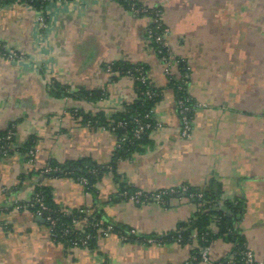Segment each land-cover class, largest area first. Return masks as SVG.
<instances>
[{"label": "crops", "instance_id": "1", "mask_svg": "<svg viewBox=\"0 0 264 264\" xmlns=\"http://www.w3.org/2000/svg\"><path fill=\"white\" fill-rule=\"evenodd\" d=\"M137 1L162 10L170 74L147 38L148 19L117 0L49 2L44 24L29 5L0 4V43L8 53L0 55V133L13 131L0 157V264H208L194 256L197 241L165 238L195 218L199 202L170 196L164 204H136L119 192L210 183L219 187L221 203L243 202L237 231L254 264H264V0ZM118 61L145 64L161 98L153 108L159 126L112 171L116 134L74 111L102 112L110 122L134 98L132 77L105 69ZM171 80L184 81L200 104L189 138L180 135ZM53 83L63 92L54 93ZM79 90L104 96L74 97ZM28 139L33 145L24 152ZM82 158L106 167L92 191L71 176L42 172L50 160ZM37 187L47 189L55 207L96 211L102 223L133 230L134 238L112 231L96 232L87 246L54 241L31 208H17ZM209 229V260L234 264L233 240L215 223Z\"/></svg>", "mask_w": 264, "mask_h": 264}, {"label": "trees", "instance_id": "2", "mask_svg": "<svg viewBox=\"0 0 264 264\" xmlns=\"http://www.w3.org/2000/svg\"><path fill=\"white\" fill-rule=\"evenodd\" d=\"M16 0H0L1 3L7 2H15ZM120 2L125 9L130 10L131 6H145L147 8V14L153 16L157 9L161 10L160 7H152L147 6L143 3L138 2L137 0H117ZM36 8L40 6H45L46 1L44 0H33L32 3ZM162 11V10H161ZM142 16V15H141ZM151 42V46L153 48L157 47V44L153 41ZM165 52V51H164ZM0 55L7 56L8 53L0 43ZM180 65V64H179ZM110 68V73H113L116 76L128 75L132 77L134 81V98L125 103L123 105V109L121 111L115 112L111 115V121H107L102 112H98L95 114H85L82 111H74L76 116H80L83 122L89 123L92 126H106L110 130H112L117 137V146L113 155L112 161L109 163V168L114 171L116 166V161L130 152L139 148L141 144L147 141L148 134L155 128L156 121L153 117V108L156 103L161 98V92L158 88L154 87L149 80L147 67L145 64H128L123 61L112 62L105 65V69ZM141 75L147 76L145 83H143L140 79ZM184 81L176 82L171 80V85L175 90L176 99L182 98L186 99L188 96L185 90ZM53 92L59 94V92H63L57 83H53ZM150 89L151 94H145L146 90ZM76 98H83L86 100H95L97 98H102L104 96L103 92L100 90H79V92L73 95ZM190 103V102H189ZM193 111L190 112L192 116ZM121 123V124H120ZM149 123V128H144L143 132L137 137L134 134V130L140 124ZM11 131L13 135L12 128L0 133V146L6 149L8 152L9 144L12 141V137L8 140L4 139L7 132ZM32 139H28L24 146L22 147V151H27L32 146ZM1 157V156H0ZM48 166L51 168H56L55 171H51L46 173L49 176H71L78 181L81 178H85L87 183L84 184V187L87 190H93V184L99 178L101 173L106 169L105 166H99L94 162H91L87 158L77 159V160H69L64 163H56L52 160L48 162ZM135 190H128L125 188H121L119 192V197L123 198L124 193L131 194ZM219 187L216 186L214 188L213 184L210 183L207 189H195L192 187H188L187 194L192 193L193 196L191 198L194 199L195 202H199L201 204L200 210L195 214V218L190 220L187 223H181L179 228L167 235L165 238L176 240L180 238V241H188L191 240L192 232L197 234V243L199 246L201 245H209L214 234L210 231L209 225L211 223H215L217 225L218 233L226 234L230 237L235 243V247L233 250V263L234 264H243L241 259V252L244 250L245 246L243 244L242 238L239 236L238 229L236 227L237 220L243 211V202L240 200L234 201H220L219 199ZM34 193H38L42 198V201L45 205L50 209V213L58 218V223L56 226L52 228V232L56 233L55 241L63 243L66 246H72L70 241H68L69 237L60 236V228L61 223H68L73 217H78L80 215L79 209L73 210H62L55 205H53L50 201L49 193L47 189L42 187H37ZM201 193V197H198L197 194ZM36 205L31 207L34 211L36 209ZM68 212V214L66 213ZM92 216L100 221V217L96 211L91 212ZM45 223L48 225L47 221ZM104 224V223H103ZM85 229L94 235L88 242L90 245L96 235V230L91 225H86ZM113 231L116 233L125 234V230H121V228L113 227ZM76 233L71 234L70 238L76 237ZM130 237L134 238V236ZM204 239L206 241H204ZM194 256L199 260V249L194 252Z\"/></svg>", "mask_w": 264, "mask_h": 264}, {"label": "built area", "instance_id": "3", "mask_svg": "<svg viewBox=\"0 0 264 264\" xmlns=\"http://www.w3.org/2000/svg\"><path fill=\"white\" fill-rule=\"evenodd\" d=\"M33 0H16V3L29 5L37 10V20L39 23H45V16H44V9L49 2L53 1H66V0H44L46 1L45 6H40L36 8L32 3ZM157 7V6H152ZM133 15H142L148 19V25L146 28V34L149 41H153L157 44V47L153 48L158 58L164 63L165 65V73H171V59L168 51V46L166 43V36L168 34L167 28L164 26L162 21V11L157 9L153 16L147 14V8L145 6H134L132 5L129 10ZM165 51V52H164ZM10 57H13L14 54L10 53ZM110 71V68L107 69ZM140 79L143 83L147 82V76L141 75ZM145 94L150 95V89L146 90ZM190 102V103H189ZM176 105L179 113L180 119V135L184 138H189L191 135V115L190 112L194 111L200 104L193 101L190 97L186 99L178 98L176 99ZM121 124V123H120ZM159 123H156L157 127ZM149 123H144L138 125V127L134 130V134L138 137L144 130V128H149ZM12 137V132L8 131L4 139L8 140ZM6 154V149L0 146V156ZM56 168H51L48 164L43 168L42 172L44 174L49 173L51 171H55ZM80 182L84 185L87 183L85 178H81ZM188 187L183 185L178 188H165L160 189L152 193L144 192L141 190H136L131 194L124 193V197L128 198L130 201L140 204L145 203L148 201H155L160 204H164L166 199L170 196H187L192 197L193 194H187ZM198 197H201V193L197 194ZM36 205V209L34 210V214L40 217H43L44 221H47L48 227L50 229L51 237L55 241L56 233L52 232V228L57 225L58 218L54 217L50 213V209L47 205L44 204L42 198L38 193H33L31 198L24 204H17V208H31ZM91 210L80 208L78 217H73L70 222L64 224L61 223L60 228V236L62 237H69L68 241L73 246H87L88 242L91 238L94 237L92 233L85 229L86 225H91L95 228L96 232L101 233L104 236H108L113 231V226L109 224H103L101 221L95 219L92 214ZM68 214V212H66ZM76 233V237L70 238L71 234ZM135 234V231L130 230L126 232V234L120 235L122 239H126L128 235ZM176 240H180L177 238ZM191 240H197V234L192 232ZM204 241H206L204 239ZM209 245H201L199 246V260L203 262H207L208 264H216L209 260ZM196 258V257H195ZM241 259L243 264H254V255L252 251L245 247L244 250L241 252ZM185 264H190V262H186Z\"/></svg>", "mask_w": 264, "mask_h": 264}, {"label": "water", "instance_id": "4", "mask_svg": "<svg viewBox=\"0 0 264 264\" xmlns=\"http://www.w3.org/2000/svg\"><path fill=\"white\" fill-rule=\"evenodd\" d=\"M37 220L40 221V222H44L43 217H40V216H37Z\"/></svg>", "mask_w": 264, "mask_h": 264}]
</instances>
